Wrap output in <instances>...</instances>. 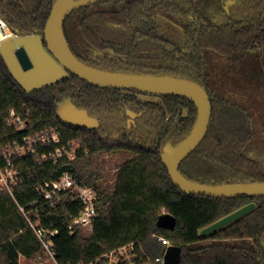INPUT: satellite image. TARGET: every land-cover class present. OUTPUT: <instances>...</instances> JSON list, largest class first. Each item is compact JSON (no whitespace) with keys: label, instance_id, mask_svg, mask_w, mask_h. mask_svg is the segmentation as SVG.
I'll return each mask as SVG.
<instances>
[{"label":"trees","instance_id":"trees-1","mask_svg":"<svg viewBox=\"0 0 264 264\" xmlns=\"http://www.w3.org/2000/svg\"><path fill=\"white\" fill-rule=\"evenodd\" d=\"M55 1L0 0V16L21 35H44ZM63 35L74 56L93 67L188 78L208 91L210 126L180 163L183 176L211 185L264 181L262 162L244 151L255 135L252 108L233 96L229 80L222 82L212 72L215 58L244 61L264 47V0H99L71 12ZM140 94L146 93L97 86L75 74L27 92L0 56V146L57 128L63 144L77 141L89 149L58 163L43 161V149L16 159L22 182L15 197L0 192V264H21V256L49 259L19 204L31 211L36 187L67 169L82 184L97 188L100 216L93 230L70 228L81 202L66 199L53 208L41 201V225L57 230V264H97L104 253L135 240L152 258L162 256L166 245L154 240V233L182 247L181 264H264V196L215 197L181 190L162 153L168 143L177 145L191 134L198 108L180 95L150 100ZM66 103L86 111L97 126L64 122L60 112ZM11 109L26 128L7 122ZM121 153L129 156L111 174L105 156ZM250 202L256 203L253 211L200 236L202 228ZM163 210L176 218L173 230L157 226Z\"/></svg>","mask_w":264,"mask_h":264},{"label":"water","instance_id":"water-1","mask_svg":"<svg viewBox=\"0 0 264 264\" xmlns=\"http://www.w3.org/2000/svg\"><path fill=\"white\" fill-rule=\"evenodd\" d=\"M99 0H56L44 35L34 33L10 37L2 41V56L14 78L27 92L58 83L75 74L87 82L106 88L133 89L149 95H180L192 100L198 108V120L191 134L177 145L168 143L162 153L173 182L184 192L215 197H261L264 196V181L205 184L190 180L179 171L180 163L204 139L212 118V104L208 91L198 82L171 75L113 72L93 67L74 56L63 35L67 16L76 9L89 6ZM45 41V43H44ZM67 46L69 52L65 49ZM60 117L71 125L93 129L97 126L86 111L71 103L63 105ZM255 202H250L200 231L208 236L253 211ZM159 228L173 230L176 218L164 212L157 220ZM182 247L171 244L167 247L163 264H181Z\"/></svg>","mask_w":264,"mask_h":264},{"label":"built area","instance_id":"built-area-1","mask_svg":"<svg viewBox=\"0 0 264 264\" xmlns=\"http://www.w3.org/2000/svg\"><path fill=\"white\" fill-rule=\"evenodd\" d=\"M17 35V32L11 29L0 16V45L3 40ZM7 122L16 125L19 130L26 128V121L17 115L13 109L10 110ZM39 149L47 150L43 151L42 160L53 163H58L63 157L74 160L79 149L84 150L85 153L89 152L88 147L77 141L63 144L61 131L57 128L43 130L38 134H25L20 139H13L8 146H0V192H8L15 197V189L22 182L20 170L15 163L16 159L35 154ZM36 188L38 197L29 203L34 208L27 211L26 206L20 204L19 208L27 217L48 257L56 259L53 236L57 233V230L41 225L40 216L41 211L43 212V209H40L41 201L48 203L49 207L57 208L66 199L70 201L78 200L83 207L73 217L70 228L81 226L93 230L94 223L100 216L96 206L99 193L95 186L82 184L70 169L65 170L54 180H47L39 184ZM152 238L165 244L166 249L172 244L167 237L159 233H154ZM165 252L162 256L152 258L145 252L141 242L135 240L104 253L98 259L97 264H163Z\"/></svg>","mask_w":264,"mask_h":264},{"label":"rangeland","instance_id":"rangeland-1","mask_svg":"<svg viewBox=\"0 0 264 264\" xmlns=\"http://www.w3.org/2000/svg\"><path fill=\"white\" fill-rule=\"evenodd\" d=\"M253 56L256 61L252 63H248L249 61L246 60L238 61L227 57L215 58V66L212 71L214 74H212L213 76L217 74L218 79L222 80V82L229 80L234 86L233 96L247 103L252 108L255 135L247 143L244 151L248 155L258 158L264 168V47H259ZM251 78H253V81H251ZM140 98L158 99L157 96L148 94H140ZM126 156L129 155L121 153L116 156H105L107 160L106 167L111 174L118 170L119 164L126 159ZM21 264H57V262L51 257L45 262H39L38 260L21 256Z\"/></svg>","mask_w":264,"mask_h":264},{"label":"crops","instance_id":"crops-1","mask_svg":"<svg viewBox=\"0 0 264 264\" xmlns=\"http://www.w3.org/2000/svg\"><path fill=\"white\" fill-rule=\"evenodd\" d=\"M256 50H257V49L253 50L252 52H255ZM253 55H254V53H253ZM246 61H249L248 63H252V62H255L256 60H255V57H254V56H251V57H248V58L246 59ZM262 240H263V242H264V235H263Z\"/></svg>","mask_w":264,"mask_h":264},{"label":"bare ground","instance_id":"bare-ground-1","mask_svg":"<svg viewBox=\"0 0 264 264\" xmlns=\"http://www.w3.org/2000/svg\"><path fill=\"white\" fill-rule=\"evenodd\" d=\"M64 46H65V49L69 52V50H68V48H67V46L64 44Z\"/></svg>","mask_w":264,"mask_h":264}]
</instances>
